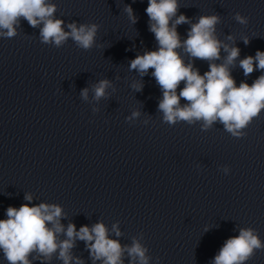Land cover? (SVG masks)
I'll use <instances>...</instances> for the list:
<instances>
[{"label":"clouds","instance_id":"1","mask_svg":"<svg viewBox=\"0 0 264 264\" xmlns=\"http://www.w3.org/2000/svg\"><path fill=\"white\" fill-rule=\"evenodd\" d=\"M177 8V0H148L146 13L150 21H154L150 23V31L155 34L159 48L133 59L130 70L135 69L146 74L149 68L154 69L152 75L163 90L159 110L163 112L167 123L174 124L177 120L193 123L202 120L206 129L219 121L233 136L243 135L240 130L264 109V74L251 85L241 82L237 87L227 64H232L240 50L236 47L229 50L227 45H223L228 52L227 64L210 63V70L204 75L193 70L191 64L185 65L176 52L181 46L191 57L206 61L219 59L222 44L214 36L219 17L201 16L197 23L191 25L188 37L182 45L176 25L190 21L186 16L180 15L170 26V20L176 15ZM55 11V5L48 4L46 0H0V37H14L19 20L23 18L32 27L43 24L40 31L43 43H54L59 47L71 37L78 47L91 49L99 26L81 24L77 27L73 22L67 25L70 32H65L62 28L63 21L53 18ZM126 11L135 22L136 18L130 6ZM235 19L241 24L248 22L239 13H236ZM244 43H248L247 39ZM240 67L245 75L251 74L255 69L264 70V52L258 50L255 56L242 59ZM181 82H184V87L177 95L176 90ZM109 86L108 80L99 81L94 86L95 98L103 97ZM81 95L87 99L88 89H83ZM181 98L187 101L183 107L180 106ZM132 115L137 116L139 113L134 112ZM25 200L31 202V195H25ZM61 215L62 209L57 205L22 204L18 209L9 206L6 210L7 218L0 219V249L9 264H30V253L38 251L44 257H50L57 248L60 249L59 257L64 264H69L72 258L69 250L76 238L88 244L94 260L103 259V264H123L121 257L125 248L118 241L108 238L103 223L95 224L91 230L88 226H82L78 232L74 224H69L66 231L68 239L58 244L56 233L64 230L59 222ZM49 223L52 224L51 228L48 227ZM113 227L115 229V225ZM256 250H264V243L255 230L240 229L238 236L226 240L213 264H246ZM145 252L146 249L135 240L131 247H127L128 255L138 258L139 264H148Z\"/></svg>","mask_w":264,"mask_h":264}]
</instances>
